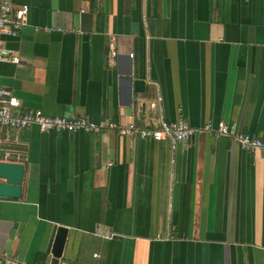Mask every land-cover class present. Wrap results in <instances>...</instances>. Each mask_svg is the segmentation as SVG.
Returning a JSON list of instances; mask_svg holds the SVG:
<instances>
[{
  "label": "crops",
  "instance_id": "obj_1",
  "mask_svg": "<svg viewBox=\"0 0 264 264\" xmlns=\"http://www.w3.org/2000/svg\"><path fill=\"white\" fill-rule=\"evenodd\" d=\"M11 2L29 7L18 36L0 35L19 58L0 63L15 114L224 121L264 139V0ZM7 160L25 171L20 198H0V255L49 264L57 226L59 264H264V157L229 138L200 133L172 150L113 130L0 125Z\"/></svg>",
  "mask_w": 264,
  "mask_h": 264
},
{
  "label": "built area",
  "instance_id": "obj_2",
  "mask_svg": "<svg viewBox=\"0 0 264 264\" xmlns=\"http://www.w3.org/2000/svg\"><path fill=\"white\" fill-rule=\"evenodd\" d=\"M29 7L25 4L14 5L11 0H0V35L9 37L18 36L27 26ZM47 31H50L47 29ZM108 56L114 60L117 56L115 40L111 38L107 44ZM131 58L133 54L129 55ZM0 63L18 64L19 58L13 50L0 44ZM158 103L161 99L157 98ZM19 107V101L10 91L0 86V125L10 129L21 130L36 127L40 132L77 133L85 132L98 134L106 130H113L118 135L129 139L138 138L149 141H165L171 144L174 150L180 142L189 141L197 134H211L215 137H225L234 141L246 152H258L264 157V139L252 136L237 130L235 124L219 121L213 124L207 121L200 127H192L185 120L179 119L175 123L166 122L162 116L154 127L139 128L134 124L117 126L105 120L99 122L88 121L81 117H52L45 115L41 110L29 109L15 114L14 108ZM161 112V108L159 106ZM1 264H24L6 255H0Z\"/></svg>",
  "mask_w": 264,
  "mask_h": 264
},
{
  "label": "water",
  "instance_id": "obj_3",
  "mask_svg": "<svg viewBox=\"0 0 264 264\" xmlns=\"http://www.w3.org/2000/svg\"><path fill=\"white\" fill-rule=\"evenodd\" d=\"M24 165L10 160L0 161V198L19 199L23 182ZM68 231L63 227H53L46 256L49 264H59L68 245Z\"/></svg>",
  "mask_w": 264,
  "mask_h": 264
}]
</instances>
